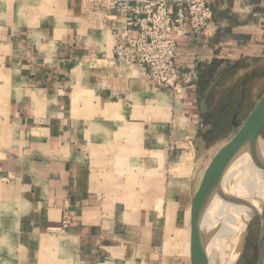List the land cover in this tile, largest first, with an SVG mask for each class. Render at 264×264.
Here are the masks:
<instances>
[{"label": "crops", "instance_id": "1", "mask_svg": "<svg viewBox=\"0 0 264 264\" xmlns=\"http://www.w3.org/2000/svg\"><path fill=\"white\" fill-rule=\"evenodd\" d=\"M209 1L182 63L264 60V0ZM95 2L0 0V264H189L163 244L189 229L202 79L184 104L115 61L113 11Z\"/></svg>", "mask_w": 264, "mask_h": 264}, {"label": "built area", "instance_id": "2", "mask_svg": "<svg viewBox=\"0 0 264 264\" xmlns=\"http://www.w3.org/2000/svg\"><path fill=\"white\" fill-rule=\"evenodd\" d=\"M113 11L116 26L112 28V56L118 63L138 65L157 90L168 91L187 104L188 91L197 87L201 63L206 60L195 52L192 61L182 63L177 42L181 37L200 40L213 11L209 0H96ZM92 3L86 11L93 10ZM220 49V55H221ZM236 55L235 48L224 50ZM231 53V55L229 54ZM71 224L66 212L50 232L62 233Z\"/></svg>", "mask_w": 264, "mask_h": 264}, {"label": "rangeland", "instance_id": "3", "mask_svg": "<svg viewBox=\"0 0 264 264\" xmlns=\"http://www.w3.org/2000/svg\"><path fill=\"white\" fill-rule=\"evenodd\" d=\"M229 54L231 55L230 52ZM237 55L226 56L224 50H221L220 55L219 50L216 59L217 65L214 68L211 67L207 75L200 80L198 99L202 97L204 90L211 82L215 81V85L207 97V111L202 114L201 125L197 133V137L202 139L200 149H196L197 152H200L201 162L197 161L196 150L190 146L194 154L192 161L198 169L196 178L202 177L201 173L216 149L236 132L264 89V60L253 58L239 60ZM259 145L264 154V130L260 136ZM259 168L264 172V168L260 166ZM187 228L185 227V229ZM259 228V220L255 217L249 224L243 251L236 264H255ZM170 233L169 227L166 247L164 243L163 251L165 253H179L187 258L189 252L179 248L175 242L178 235L174 236ZM181 238L189 242V229Z\"/></svg>", "mask_w": 264, "mask_h": 264}, {"label": "water", "instance_id": "4", "mask_svg": "<svg viewBox=\"0 0 264 264\" xmlns=\"http://www.w3.org/2000/svg\"><path fill=\"white\" fill-rule=\"evenodd\" d=\"M214 85L215 81L211 82L204 90L199 100V111L201 114L207 111V97ZM263 130L264 89L259 94L254 106L246 115L236 132L223 145L216 149L205 166L197 188L191 195L189 264H208L207 248L214 228L205 231L201 226V222L214 197L219 196V198L234 202L240 201L234 197L228 198L227 194L223 191V179L229 166L233 164L239 156L247 153L255 164L264 168V154L259 145ZM255 217L258 218L260 224L255 264H264V200L259 202L258 207L251 208L249 219L239 239L235 252L236 256L232 264H236L241 256L245 237L249 230V224Z\"/></svg>", "mask_w": 264, "mask_h": 264}, {"label": "bare ground", "instance_id": "5", "mask_svg": "<svg viewBox=\"0 0 264 264\" xmlns=\"http://www.w3.org/2000/svg\"><path fill=\"white\" fill-rule=\"evenodd\" d=\"M223 189L228 198L240 201L215 196L207 208L201 226L205 231L214 228L207 248L208 264H232L251 208L258 207L264 200V172L244 153L226 171ZM175 242L179 248L189 252V242L181 237H177Z\"/></svg>", "mask_w": 264, "mask_h": 264}, {"label": "trees", "instance_id": "6", "mask_svg": "<svg viewBox=\"0 0 264 264\" xmlns=\"http://www.w3.org/2000/svg\"><path fill=\"white\" fill-rule=\"evenodd\" d=\"M216 65H217V63L214 62V63H213L210 67H208V68H205V67L201 68V69H200L199 77H200L201 79L204 78V77L207 75L208 71L211 70V67L214 68Z\"/></svg>", "mask_w": 264, "mask_h": 264}]
</instances>
